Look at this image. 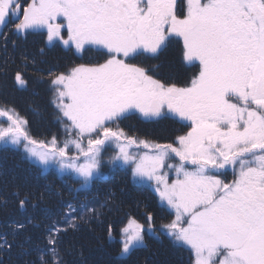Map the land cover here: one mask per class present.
<instances>
[{
  "label": "snow or ice",
  "instance_id": "1",
  "mask_svg": "<svg viewBox=\"0 0 264 264\" xmlns=\"http://www.w3.org/2000/svg\"><path fill=\"white\" fill-rule=\"evenodd\" d=\"M13 17L17 33L46 29L49 44L61 40L78 52L92 45L107 59L49 73L52 102L69 137L62 144L55 136L34 139L28 122L5 108L0 147L22 148L43 171L74 174L81 189L103 177V154L113 148L107 163L130 167L133 182L152 186L172 215L159 231L151 213L147 225L129 218L118 259L145 248L151 234L190 249L193 264H264V0H186L179 12L178 0H30L23 8L19 0H0V27ZM170 37L182 38L186 62H199L188 86L127 62L156 55ZM15 82L26 86L19 72ZM133 112L145 120L171 114L189 122V130L175 144L137 139L118 126ZM165 168L176 173L171 183ZM229 169L227 182L221 176ZM27 203L19 201L21 208ZM65 207L64 221L47 230L39 264H63L61 235L85 220L72 204ZM81 211L100 215L96 208ZM24 227L17 224L13 233ZM12 247L0 236V251Z\"/></svg>",
  "mask_w": 264,
  "mask_h": 264
},
{
  "label": "trees",
  "instance_id": "2",
  "mask_svg": "<svg viewBox=\"0 0 264 264\" xmlns=\"http://www.w3.org/2000/svg\"><path fill=\"white\" fill-rule=\"evenodd\" d=\"M17 40L22 39L17 38ZM27 41L23 42V46L21 41L18 42L17 48L22 46L23 50H18L16 56L25 54L26 45L30 44L31 47L32 43L39 42L40 38L34 36ZM31 50L26 53L28 57L34 56V58H27L29 62L33 59L32 62L36 59L39 61L46 57L48 59H42L45 66L46 61L48 64L52 60L58 61V57H51L53 52L40 54L38 49ZM10 61L15 66L19 64V59L14 58ZM12 67L13 65L10 66ZM29 72L31 77L28 75L26 79L31 88L25 90H20L14 85L9 72L6 74L9 78H0V106L3 108L5 105L26 107L35 104V108L39 109L37 114L40 113L39 130L53 131L58 128L65 130L58 118L60 116L58 110L45 93L46 91L42 90L45 86L44 80L42 83L39 80H33V73ZM39 89L42 90V94H35L34 92ZM15 112L20 116L26 111L15 110ZM0 125L5 126L6 121L0 118ZM31 131L29 133L33 134ZM25 155L18 149L0 147V236L6 235L13 244L10 251H0V264H39L38 255L40 251L46 249L47 230L52 224L64 221L63 213L67 210L65 207L67 204H72L77 208L78 214L85 215V220L79 221L76 230H69L61 235L59 249L63 264L190 263V260L185 262L178 257L181 254L190 259L187 252L173 246L168 239L161 242L150 234L145 235L147 245L145 248L137 250L127 259H118L121 229L125 227L129 218H144V223L147 224L148 213L142 216L136 205L145 196L149 202L140 203L144 210L154 206L158 207L154 203L158 200L155 193L151 190L143 192L142 188L134 186L128 170H110L108 172L110 176L121 178L123 182L115 185L116 178H113L112 184L105 185L104 193L99 192L96 195H87L84 192L65 193L61 186L62 180H60L65 174L60 175L55 168L43 171L39 166L31 165ZM70 176L67 175V178ZM97 181L101 183L103 178ZM37 190L44 192L42 199L41 195L34 194ZM150 197L152 202H150ZM21 199L28 200L24 208L19 205ZM81 206L96 208L100 215L91 217L81 211ZM17 224H23L25 227L14 234L13 229ZM109 226L112 229L111 239L108 236ZM25 250L27 254H24Z\"/></svg>",
  "mask_w": 264,
  "mask_h": 264
},
{
  "label": "rangeland",
  "instance_id": "3",
  "mask_svg": "<svg viewBox=\"0 0 264 264\" xmlns=\"http://www.w3.org/2000/svg\"><path fill=\"white\" fill-rule=\"evenodd\" d=\"M185 2L186 0H178V12L182 9ZM42 39L44 42H47V37L45 38L44 35L42 36ZM48 45L50 44L48 43ZM66 47L73 48L69 50L70 52L68 53L69 55L66 54L65 52H63L62 54L60 53L59 55L58 52L60 48H56L55 46L52 49L53 53H51V57H58L57 63L54 62L53 60L52 61L60 69L68 68V67L73 68L80 64L95 65L98 63H103L107 59V56L104 54L103 50L97 49L95 46H92V45H85L84 49L80 52L76 50L74 45L66 46ZM183 51L184 49H183L182 38L170 37L169 40L166 41L165 45L162 46V48L159 50V52L156 55H150V54L137 55L133 58H130L127 62L136 64L141 67H145L152 72H156L157 69H160V67H162V64L164 63V59H165L166 62L168 61V63L171 64L169 66L173 67V73L170 76H174V78L167 77L168 71L162 72L159 70L160 79L165 82L175 83L177 84V86H188L191 80L194 78V76H196L199 72V62L198 61L191 62V63L186 62L183 57ZM75 52H77L80 55L79 59H77V56L74 54ZM68 71H66L65 74ZM176 74L179 76V79L175 77ZM38 78L40 79V83H42V81L45 79V76L39 75ZM38 94L40 95L42 94V92H38ZM54 96H55V91L53 92L51 96H49L51 101H53ZM30 102H34V101H30ZM26 104L28 103L26 102ZM35 106H36L35 104H30L26 107H19V106L9 107L5 105V108L7 109L12 108L14 110L26 111L23 115H20V117H22L24 120L28 122L27 128L29 131H31L30 129L35 130V131H31L33 132V134H30L34 139L41 140V141H49L51 140L53 136H55L58 142H61L62 144L64 140L69 138L66 132L64 133L63 132L64 130L62 129L60 130L59 128L53 129V131H47L44 129L43 131L39 130L38 124L40 123V120H39L40 113L37 114L39 109L38 108L36 109ZM5 108L0 106V109H5ZM0 118L5 120L6 125H7L6 117H0ZM65 123H68L66 119H65ZM116 126L117 125H113L114 128ZM118 126L130 136H134L137 139L146 140L150 143H160V144H168V143L175 144L176 137L179 135L186 134V132L189 130V122L182 121L180 118L175 117L171 114H167L155 120H145L144 118L140 116L138 112L130 113L127 116V118L122 119L121 121L118 122ZM18 150L23 151L22 148ZM141 151H147V150L141 149ZM72 152L74 153V150H72ZM113 152H114V149L109 148L103 154V157H104V162L102 164L103 181L101 183L96 180L93 183L89 184L87 188L81 189L80 180L78 178L73 179L71 177V176L74 177V174H71V176L68 175L70 176L69 178H67V174H65V176H63V179L60 178V180H62L61 186L63 187V190H64L63 192L65 193L74 192L75 194L84 192L87 195L88 194L96 195L99 192L104 193L106 191L105 185L112 184L113 178H116L114 180L115 185L118 184V182H123L121 178L115 177L114 175L110 176L108 173V169H112L113 167L111 168V166L107 163V159L110 155L113 154ZM177 159L171 160L169 161V163H175L177 162ZM30 164L33 165L32 163ZM113 169H116V170L123 169L124 171L128 170L131 173L130 167H115ZM164 171L168 173V179L170 183L176 179V173L174 171H169L167 168H165ZM59 174L64 175L63 173H60V172ZM221 178L225 179L227 182H230L233 179V174H232L231 169L227 170V173L221 176ZM134 186H137V184L134 183ZM143 186H146V188L140 187L143 189V192L150 190L149 188H151L152 192L155 193L153 191L152 186H149L147 184ZM34 194L41 195V194H44V192L42 190H37V191H34ZM156 196L158 197V195ZM145 202H149V200L144 196L143 200L140 203H145ZM150 202H152L151 197H150ZM140 203H138L136 207L138 210H140L142 216H145V214L149 213V211L153 208L150 213L154 216V227L156 226L155 228L157 231H159L160 226L162 224L167 223L172 218L170 210L167 209L166 205H162L161 202L159 203L158 201H155L154 203L156 204V206L158 205V207L156 208L154 206L148 210H144L143 206L140 205ZM137 221L142 224H145L144 218L138 219ZM164 239L166 240L168 239V241L173 245V243L170 241V239L166 235H161L158 240L162 242L164 241ZM175 247H177L179 250H184L190 256V259H188L186 256L180 254L178 257L181 260L185 262L187 260H190L189 264H193L194 257L190 249H188L187 247H178V246H175Z\"/></svg>",
  "mask_w": 264,
  "mask_h": 264
},
{
  "label": "flooded vegetation",
  "instance_id": "4",
  "mask_svg": "<svg viewBox=\"0 0 264 264\" xmlns=\"http://www.w3.org/2000/svg\"><path fill=\"white\" fill-rule=\"evenodd\" d=\"M22 8L23 7H26L29 3H30V0H19ZM22 18V12H21V17ZM19 21L16 19V18H12L10 19L3 27H0V62L1 64H4L6 66H8L11 61L10 59H19V62L22 63V64H26V63H29V60H27V57H26V52H27V49H25V54H22L23 56L21 57L20 55L19 56H16V54H18V50H23V42H27V41H21L22 43V46L17 48L15 50V57H9L8 55L11 53V50L13 49V43L12 40L14 38V36L17 34V32L15 31V24L18 23ZM57 22H60L59 20ZM30 33H41V34H44L45 38L47 37V32H46V29L45 30H41V31H37V32H33V31H28L26 33H19L22 37H25L26 35L30 34ZM62 35H63V38H68L67 37V31L66 29L62 31ZM62 42L61 40H57L55 41V44H56V47H57V43L58 42ZM15 43V42H14ZM63 43V42H62ZM30 44H27L26 47H30L29 46ZM44 47V43H39V42H36V43H32L31 47L32 50L31 51H36V49H38V52H42V49ZM62 47H64V45H62ZM70 49H73V48H70ZM30 52V50L28 51ZM42 59V58H41ZM14 60H12L13 62ZM31 61V60H30ZM41 60H39L40 62ZM15 62V61H14ZM35 69L36 70H42L44 71V69H41V67H37L35 66ZM5 70V67H0V78H9L8 75H6L5 73H3V71Z\"/></svg>",
  "mask_w": 264,
  "mask_h": 264
},
{
  "label": "bare ground",
  "instance_id": "5",
  "mask_svg": "<svg viewBox=\"0 0 264 264\" xmlns=\"http://www.w3.org/2000/svg\"><path fill=\"white\" fill-rule=\"evenodd\" d=\"M171 65L170 63H168V61L166 62L164 59V63L162 64V67H160V71L165 72L168 71V76L167 77H172L174 78V76H170L173 73V67L169 66ZM159 72V71H158ZM175 77H177V79H179V76L176 74Z\"/></svg>",
  "mask_w": 264,
  "mask_h": 264
}]
</instances>
